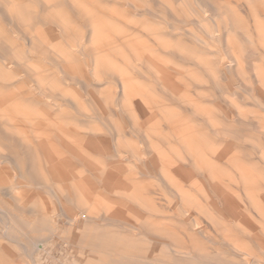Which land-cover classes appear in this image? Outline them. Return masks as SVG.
<instances>
[{
  "label": "bare ground",
  "instance_id": "6f19581e",
  "mask_svg": "<svg viewBox=\"0 0 264 264\" xmlns=\"http://www.w3.org/2000/svg\"><path fill=\"white\" fill-rule=\"evenodd\" d=\"M140 1L0 0V264H264V42Z\"/></svg>",
  "mask_w": 264,
  "mask_h": 264
},
{
  "label": "rangeland",
  "instance_id": "374dc122",
  "mask_svg": "<svg viewBox=\"0 0 264 264\" xmlns=\"http://www.w3.org/2000/svg\"><path fill=\"white\" fill-rule=\"evenodd\" d=\"M161 1V0H160ZM195 1V2H194ZM222 1V2H221ZM237 1H240V5L239 6H237V4L236 3H231L230 1H226V0H203L202 2L201 1H199V0H162V2L163 3H165V5H162V4H159L158 2V4L156 3H154V1H152V0H141L140 2L141 3H145V4H147L149 7H152V8H156L158 11H162V9H163V7H164V9H163V11L162 12H165V8L166 9H168L169 8V10H172L173 11V14H177L178 16L176 17V20H174V22L172 23V21L173 20H160V21H158V22H160L161 24H162V27H167L168 29H163V31H167V32H174L175 33V37L176 36H179V34H181V33H183L184 31H185V29L184 28H186V26L188 27V26H190V27H188L187 29L188 30H190L191 28H192V30H194L197 34H200V36L204 39H206L207 38V41H211L210 40V38H208V37H206V35L201 31V29H199V25L197 24V23H195V22H189V21H186V19L188 18L187 17V14L190 16L191 14H195L194 16L195 17H197V18H200V19H202V20H204L205 21V24H206V26L209 28L211 25H212V27H214V26H216L217 24L218 25H225V24H229V25H231L232 26V22H233V24H234V21H235V23L236 24H234L232 27H233V31H234V37L236 38H234V37H232V36H226V37H224V38H227V39H225V40H229V41H239V40H242L241 42H243V43H241V46L243 45L244 47H241V49H246V50H248V51H254V49L256 48V46H258L259 45V43H261V41H262V43L264 42V38H262V37H264V36H262V34H264L263 32H264V0H243V1H241V0H237ZM188 2V3H187ZM224 2V3H223ZM230 2V3H229ZM216 3V5H214ZM226 3H228V4H226ZM155 4V5H154ZM209 4H211V5H209ZM212 4H213V6L214 7H216V8H213L212 7ZM231 4H233V6L231 5ZM259 4V5H258ZM198 7H197V6ZM205 5V6H204ZM218 5L221 7V9H218L219 7H218ZM248 7H247V6ZM166 6V7H165ZM236 6V7H235ZM259 6H260V8H259ZM227 8V10L225 9V8ZM245 9H244V8ZM161 8V9H160ZM200 10H199V9ZM224 8V9H223ZM233 8V9H232ZM238 8H240V9H242L241 11L238 9ZM191 9V10H190ZM211 10V11H209V10ZM215 9V10H214ZM261 9H263V10H261ZM192 10H193V13H192ZM218 10H220L219 11V13H218ZM222 10H224V12L222 11ZM260 10H261V12H260ZM222 11V12H221ZM230 11V12H229ZM233 11H235V12H240L239 13V15L241 16L240 18H236L234 21H232L231 23H225L224 24V21L222 20V19H218L217 20V22H214V21H212L211 20V15H212V13H214V12H217L218 13V15L217 16H219V15H222V16H227V15H225V12H226V14L228 13V15L230 16V17H233ZM247 11V12H246ZM211 14H210V13ZM205 13V14H204ZM243 13H245L246 15H247V17L246 16H244L245 14H243ZM174 15V16H175ZM216 15V14H215ZM168 16V15H167ZM183 16H184V18H183ZM205 16V17H204ZM228 16V17H229ZM209 17V18H208ZM245 17V18H244ZM178 18H182V19H184L182 22L181 21H179V19ZM246 18H249L248 20L246 19ZM186 21V22H185ZM252 21V22H251ZM185 22V23H184ZM169 23H172V24H176L177 25V28H182V30H180V29H177V30H173V31H171V29H169ZM252 23V24H251ZM191 24V25H190ZM164 25V26H163ZM248 25V26H247ZM253 25V26H252ZM179 26H182V27H179ZM226 26V25H225ZM240 29V30H238V29ZM260 30V31H259ZM198 31V32H197ZM223 31H224V29H221V35H222V33H223ZM239 31V32H238ZM225 32V31H224ZM239 34H238V33ZM220 33V32H219ZM256 33H259V34H256ZM202 34V35H201ZM255 34H256V36H257V38L255 37ZM242 35V37H240ZM223 36V35H222ZM245 36V37H244ZM231 37V38H230ZM237 37H238V39H237ZM246 38V40L244 39V38ZM260 37V38H259ZM170 38V37H169ZM223 38V39H224ZM243 38V39H242ZM256 39V40H255ZM260 41H258V40ZM217 40V39H216ZM222 40V39H221ZM218 41V40H217ZM217 41H215L214 40V48H216L217 47ZM248 42V43H247ZM259 42V43H258ZM219 46V45H218ZM220 48H221V46H219ZM193 48H198L196 45H195V47H193ZM260 56H257V57H255V56H243L242 57V61L244 62L243 63V65H244V72H243V75L242 76H239V78H240V80L242 81V82H244V85L242 86V90L240 91L241 93H243V90L245 89V88H248L249 86L250 87H252L253 85H254V80H255V76H254V72H256V70L257 69H259L258 68V66L260 65V66H262L263 65V67L262 68H264V58H259ZM248 58V59H247ZM252 58V59H251ZM246 59V60H245ZM251 61H253V62H251ZM257 61V62H256ZM213 62H215V61H213ZM225 64L224 65H222V69H225V68H227V67H229L230 66V64H229V60L228 59H226L225 58ZM245 62H247V63H245ZM246 65L248 66V67H246ZM259 66V67H260ZM250 67V68H249ZM245 75V76H244ZM253 75V76H252ZM249 77V78H248ZM248 78V79H247ZM246 79L248 80V81H246ZM250 80V81H249ZM252 81V82H251ZM224 83H226L227 84V81H223ZM247 82V83H246ZM243 96L245 97V102H243V104L244 103H246V102H250L251 100H248L249 99V96L244 92L243 93ZM248 100V101H247ZM244 106H246V105H244ZM242 107L243 109L244 108H246V107ZM247 111V110H246ZM60 250V252H61V249H59ZM50 256V255H49ZM54 256V257H53ZM57 259V260H56ZM48 262H49V264H61L59 261H58V253H53V255H52V257H50L49 259H48ZM59 262V263H58Z\"/></svg>",
  "mask_w": 264,
  "mask_h": 264
}]
</instances>
